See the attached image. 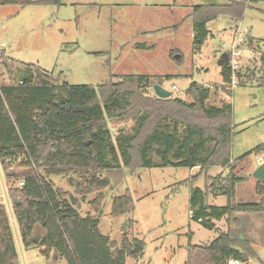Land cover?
Here are the masks:
<instances>
[{
    "label": "rangeland",
    "instance_id": "1",
    "mask_svg": "<svg viewBox=\"0 0 264 264\" xmlns=\"http://www.w3.org/2000/svg\"><path fill=\"white\" fill-rule=\"evenodd\" d=\"M184 1L193 5L224 2ZM62 2V5L0 4V82L27 78L34 74V66L52 75L58 85L65 82L88 84L96 89L101 84L118 81L119 75L144 74L155 76L156 84L186 102L192 101L185 91L190 82L209 86L208 105L219 107L230 103L232 108L233 135L227 165L204 170L198 166H140L138 157H134L131 166L103 173L111 187L102 191L96 205L91 201L97 200L98 192L88 194L80 205L82 215L97 217L100 232L114 240L116 246L125 240L132 246L131 250L137 243L142 246L141 251L127 257V264H186L189 245H206L220 231L231 230L232 236L236 237L246 233L248 228L251 230L254 224L260 228V215L264 218V212L251 213L248 215L253 217L242 219L233 218L236 213H232L230 221H227L229 216H225L214 220V227L208 228L190 218L189 198L193 189H207L208 205H226L228 197L223 194L224 186L218 183L212 189L210 179L219 175L225 178L232 166V175L243 179L234 185L232 202L264 203V183L257 184L252 176L260 164L259 157L264 155L260 152L264 147V86L259 85L264 76L261 71L264 64V2L251 3L238 22L252 45L250 47L248 41H244L239 46L240 67L226 86L222 85L218 62L222 52L231 51L230 31H234L237 24L229 17L221 16L208 22L210 34L195 47L191 18L182 20L162 11V5L168 0L143 5L132 0ZM139 91L153 92L151 86H143ZM134 122L132 119L109 120L112 140L118 131L132 133ZM51 180L56 186L72 189L65 176H52ZM126 193L131 195L134 209L113 217L110 214L112 198ZM0 203L11 215L7 180L1 169ZM12 226L17 239L15 224ZM255 239L252 245L248 242L255 252L248 264H258V260L264 258V243ZM20 252V264L51 263L35 248L28 249L26 256L21 249Z\"/></svg>",
    "mask_w": 264,
    "mask_h": 264
},
{
    "label": "trees",
    "instance_id": "2",
    "mask_svg": "<svg viewBox=\"0 0 264 264\" xmlns=\"http://www.w3.org/2000/svg\"><path fill=\"white\" fill-rule=\"evenodd\" d=\"M61 1L0 0V4L60 5ZM223 1L193 7L195 47L210 34L208 22L227 16L237 24L246 7L264 0ZM244 41L251 46L247 34ZM261 71L264 73V64ZM232 77L230 64L223 65L222 85L230 84ZM118 78L98 89L88 84L58 85L52 75L34 66V74L27 78L0 82V166L12 211L23 247L37 249L50 264H126V258L135 255L126 240L116 246L100 232L97 217L80 211L88 194L98 192L97 200L91 201L96 205L102 191L111 187L103 176L105 171L131 166L134 157L140 166H198L202 170L230 162L231 104L208 105L209 86L190 82L185 91L192 101L186 102L173 95L163 99L153 92H140L143 86L155 84V76ZM262 79L260 86H264V76ZM126 119L135 120L133 132L118 131L112 140L108 121ZM231 168L225 178L210 179L212 189L218 183L224 186L228 203L210 206L207 189H193L191 219L213 228L214 220L229 216L230 221L232 213L264 212L263 202H232L234 185L243 179L232 175ZM52 176L67 177L74 191L56 186ZM257 184L262 185L260 181ZM133 209L130 194L112 198L113 217ZM252 256L255 252L247 241L220 231L206 245H189L186 264H227L230 259L248 264ZM0 264H19L8 214L1 203ZM258 264H264V258Z\"/></svg>",
    "mask_w": 264,
    "mask_h": 264
},
{
    "label": "crops",
    "instance_id": "3",
    "mask_svg": "<svg viewBox=\"0 0 264 264\" xmlns=\"http://www.w3.org/2000/svg\"><path fill=\"white\" fill-rule=\"evenodd\" d=\"M132 1H137V3H139V5L140 4L143 5V4H147V3H153L152 1H155V3H157L158 0H132ZM95 3L101 4V3H107V2H95ZM62 4H64V2L61 1L60 5H62ZM89 4H92V2H90ZM197 5H202V4H197ZM194 6L195 5H193L191 2L187 3L184 0H168L167 4L162 5L161 8L163 9L162 11H164V12L167 11V13H171L172 15H175V17L182 18V20H184V19L186 20L187 18L190 17L191 18V22L193 23L192 13H193V7ZM178 7H180V8H178ZM177 10H181L182 12L178 13V12H176ZM219 17H221V16H219ZM225 17H227V16H225ZM176 26L177 25H175L173 27H176ZM232 32H233V30L230 31V36L231 37H232ZM245 33L247 34L246 31H245ZM251 45H252V43H251ZM0 169H1V167H0ZM11 213L12 214L10 215L7 212L8 218H9V221H10V225H11V228H12L13 238H14L16 250H17V253H18V256H19V264H20V253H21L20 249L22 250V252L24 253L25 256H26L25 252H28V249L23 247V244L21 242L20 234H19V231H18V226H17L16 220H15L13 211ZM251 213L259 214L258 212H238V213H236V217H233V218H241V219L242 218H251L253 216L252 215H248V214H251ZM260 216H261L260 217L261 221L259 219V221L261 222L260 228L258 226H256V224H254L251 230H250V228H248L246 233L237 235L236 237L232 236V233H231V230H230L229 231L230 237L232 239L243 238V240H246L247 242L251 243V245H252V241H254L255 238L256 239L258 238V240L255 239L258 243L260 241H262L264 243V218H263L262 215H260ZM254 217H258V215H254ZM12 223L15 224L16 231L18 233V238L17 239H16L15 234H14L15 232H14V227L12 226ZM257 228H259L260 230L257 229ZM254 231H257L258 233L254 232ZM258 234L259 235L262 234L263 239H261L262 237L259 238ZM126 264H127V258H126Z\"/></svg>",
    "mask_w": 264,
    "mask_h": 264
},
{
    "label": "water",
    "instance_id": "4",
    "mask_svg": "<svg viewBox=\"0 0 264 264\" xmlns=\"http://www.w3.org/2000/svg\"><path fill=\"white\" fill-rule=\"evenodd\" d=\"M178 57V55H177ZM219 65L222 67L223 65H228L229 64V54L227 52H222L220 55L219 59ZM152 91L155 96L158 98H169L173 94L170 90L164 88L160 84H153L152 86ZM253 178H255L257 181H261L264 183V155H263V160L262 162L254 169L252 172ZM38 239L36 238V241ZM142 250V246L140 244H135V247L131 250L132 253H137Z\"/></svg>",
    "mask_w": 264,
    "mask_h": 264
},
{
    "label": "built area",
    "instance_id": "5",
    "mask_svg": "<svg viewBox=\"0 0 264 264\" xmlns=\"http://www.w3.org/2000/svg\"><path fill=\"white\" fill-rule=\"evenodd\" d=\"M245 34L241 29L238 27V24L236 25L234 31L232 32V39L230 43L231 51L229 52V64L231 66V69L233 71V76L235 74V71L238 70L240 67V61H239V55L241 54V51L239 46L244 42ZM175 88V86H173ZM263 160V157H259L258 162L261 163ZM21 185V183H20ZM190 213V212H189ZM227 264H240L238 260L230 259L228 260Z\"/></svg>",
    "mask_w": 264,
    "mask_h": 264
}]
</instances>
